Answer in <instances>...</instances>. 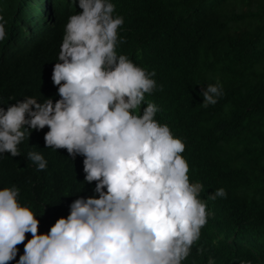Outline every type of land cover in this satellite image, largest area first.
Masks as SVG:
<instances>
[{
  "label": "trees",
  "instance_id": "obj_1",
  "mask_svg": "<svg viewBox=\"0 0 264 264\" xmlns=\"http://www.w3.org/2000/svg\"><path fill=\"white\" fill-rule=\"evenodd\" d=\"M122 16L117 54L148 72L157 89L145 102L160 109L155 119L182 139L189 179L211 215L183 264H264V0H110ZM78 0H0L6 38L0 41V107L33 96L59 99L51 80L68 18ZM219 79L224 95L201 106V90ZM163 90H160V87ZM45 127L31 131L21 155L0 157V190L17 187L46 234L67 217L77 198L98 195L84 181L83 157L46 148ZM40 152L38 171L27 154ZM225 198L209 199L217 189ZM30 239L31 234H26ZM26 242V241H25ZM205 251L198 255L196 249ZM23 254V244L18 246ZM16 260L12 264H16Z\"/></svg>",
  "mask_w": 264,
  "mask_h": 264
},
{
  "label": "clouds",
  "instance_id": "obj_2",
  "mask_svg": "<svg viewBox=\"0 0 264 264\" xmlns=\"http://www.w3.org/2000/svg\"><path fill=\"white\" fill-rule=\"evenodd\" d=\"M78 4L82 11L68 18L52 68L59 99L26 96L0 107V157L21 155L30 132L47 127L45 147L82 156L84 181L95 182L98 195L75 199L67 217L42 234L34 211L19 202L20 190H0V264H12L21 244L16 264H183L211 215L200 198L204 187L190 181L185 143L155 119L157 105L143 107L145 94L157 89L155 71L117 54V43L126 42L118 38L124 18L113 16L110 0ZM5 23L0 15V41ZM200 95L202 107L216 105L224 95L219 79ZM27 156L38 171L47 168L40 152ZM226 195L219 188L208 198Z\"/></svg>",
  "mask_w": 264,
  "mask_h": 264
},
{
  "label": "rangeland",
  "instance_id": "obj_3",
  "mask_svg": "<svg viewBox=\"0 0 264 264\" xmlns=\"http://www.w3.org/2000/svg\"><path fill=\"white\" fill-rule=\"evenodd\" d=\"M140 112H141V114H142L143 110L141 109Z\"/></svg>",
  "mask_w": 264,
  "mask_h": 264
}]
</instances>
